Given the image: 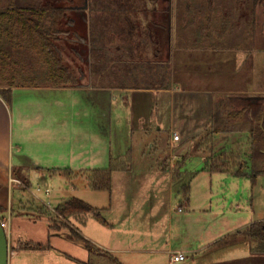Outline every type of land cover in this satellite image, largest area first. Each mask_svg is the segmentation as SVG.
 <instances>
[{"label":"crops","instance_id":"0c3cea01","mask_svg":"<svg viewBox=\"0 0 264 264\" xmlns=\"http://www.w3.org/2000/svg\"><path fill=\"white\" fill-rule=\"evenodd\" d=\"M30 1L33 0H2L0 6L3 9L16 2L21 7ZM182 3L186 6L188 2ZM173 24L172 20V27ZM179 36L172 28L167 56L156 59L153 52L146 50L132 53L128 59L122 51H116L114 62L103 65L95 75L91 74L89 50L85 54L74 52L76 61L83 63L78 69L69 67L78 78L77 86L14 87L8 103L0 95L2 218L13 212L12 186H23L14 175L23 176L31 188L32 178L48 183L63 177L71 183L79 176L69 179L60 172L107 170L112 159L128 156L129 169L112 173L111 191H93L106 193L107 196H96L102 205L73 198L115 216L116 223L104 219L109 227L102 225L113 233L111 242L98 239L99 234H88L91 237L86 240L101 251L93 255L110 256L116 260H112L114 264H264V254L253 252L250 241H221L252 223L264 221L252 220L250 214L241 227L203 240L200 217L207 215L188 210L192 207L191 184L200 174H224L237 181H250L246 170L234 175L206 172L204 168L208 158L218 154L219 141L233 143L228 152L246 158L251 154L249 127H261L259 120L264 114V66H251L252 55L244 47L212 48L203 34ZM220 51L233 53L232 65L218 64ZM258 70L260 76L255 83ZM219 107L221 115L243 110L240 125L247 129L216 135L212 151L201 152L197 146L208 133ZM175 135L178 141H174ZM164 137L169 142L170 159L155 156ZM242 140H246V150L240 144ZM195 164L201 166V173L192 171ZM258 165L264 166V157ZM177 179L189 187L188 199L182 196L184 205L181 204L188 211H177L180 216L174 218L171 209L164 213L160 192L165 183L171 188ZM174 197L170 192L167 202ZM87 221L79 222L84 231L88 230ZM11 228L10 224V231ZM17 246L10 245L9 254L15 251L23 257L38 253L36 257L48 264L53 261L48 256L52 246L47 251L18 250ZM89 252L87 263L77 256L72 259L77 264H91ZM176 254L183 259L173 262Z\"/></svg>","mask_w":264,"mask_h":264},{"label":"trees","instance_id":"16d2710c","mask_svg":"<svg viewBox=\"0 0 264 264\" xmlns=\"http://www.w3.org/2000/svg\"><path fill=\"white\" fill-rule=\"evenodd\" d=\"M156 2L151 0L144 4V0H87V9L84 8L87 38L81 39L87 51L89 50L92 75L97 74L103 65L113 63L116 51H122L128 59L132 53L141 54L146 50L153 52L156 59L160 55L167 56L164 50L167 54L170 50L172 11L160 8L163 18H157L159 8L155 10L146 7L151 5L154 7L157 5ZM182 2L188 3L184 6ZM242 2L248 3L244 14L247 19L243 21L240 16V19L231 23L235 17V7L232 9L230 5L229 7L226 4L222 5L221 0H175L176 9L184 10L180 17L182 32L176 33L177 38H181L179 35L182 34H203L209 47L220 48L228 44L227 41L234 40L231 34L234 29V33H238L236 38L238 41L244 34H247L249 42L255 41L259 34V21L264 18V0H241L240 3ZM53 3L50 1L37 3L33 0L21 7L17 3H10L0 10V95L7 103L11 99V89L14 87L77 86L78 78L66 65L62 50L55 44V41H61L60 37L63 39L68 36V32L62 30L64 21L70 26L75 24V21L69 18L67 8L55 6ZM193 11L200 14L202 19L198 21L193 16L192 20L186 21V17L192 15ZM74 34L80 39L79 33ZM244 113L243 110H236L221 115V107L215 110L209 131L199 142L198 150L204 153L211 152L216 135L247 129L240 125ZM259 121L261 127L254 125L249 127L252 152L248 158L246 155L223 150L208 158L204 171L238 175L246 170L254 186L257 177L264 176V166L258 165V161L264 157V114ZM129 164L130 158L127 156L112 159L107 170H91L77 174L65 170L60 173L69 179L83 176L90 190L109 193L112 173L127 171ZM14 178L25 188H30L23 176L14 175ZM188 195L189 187L185 186L182 196L187 200ZM39 210L41 215L48 217L53 230L61 229L57 225L65 227L64 221L77 220L83 224L88 216H93L101 225L109 227L99 210L79 199H71L58 206L55 214L44 208ZM71 236L84 244L90 252H101L78 233L71 231ZM238 240L250 241L253 252L264 254V222L252 223L221 241L226 243ZM16 249L47 251L51 248L49 244L30 243L18 244ZM109 258L116 263L114 258L110 256Z\"/></svg>","mask_w":264,"mask_h":264},{"label":"rangeland","instance_id":"374dc122","mask_svg":"<svg viewBox=\"0 0 264 264\" xmlns=\"http://www.w3.org/2000/svg\"><path fill=\"white\" fill-rule=\"evenodd\" d=\"M1 1L2 0H0V4ZM35 1L37 3H45L47 1H50L54 2L53 4L55 6L68 9L67 13L69 15V18L75 21V24L70 26L67 21H64V23L62 24V30L68 32V36L63 37V39L62 37H60L61 41H55V44L62 50L66 65L71 69H78L79 67H81V65H83V63L77 62L73 53L76 52V54H85V52L87 51V47L84 45V42L81 39L87 38L84 23L86 22L84 21L86 20V16L84 15L85 0ZM149 1L151 0H144V4ZM153 1H157V5H155L154 7L152 5L146 7L155 10H157L156 8L158 7L159 10L157 12V18H163L162 13H160L162 9L160 8H163L164 11H172V20L174 22L172 27L173 32H182V29L180 27V20L182 18L180 17H182L184 10L182 8L180 10L176 9L175 3H173L175 2V0ZM237 1L238 0H221L222 5L226 4L227 7H229L230 5L232 9L235 7V17L232 18L231 23L233 22V20L235 21L237 19H240V16L242 17L243 21L244 19H247L244 14L246 13L245 9H247L248 3H240L241 0H239V2ZM12 3L16 4V2ZM1 9L2 7L0 6V10ZM193 16H195V19L198 21L202 19L200 17V14L194 13L193 11L192 15L186 17V21L192 20ZM259 23V34L256 37L255 41L249 42V40L247 39V34H241L243 35V38L238 41V39H236L238 38V33H234L235 30L232 28L233 32L231 34L234 40H231L230 42L227 41L228 44H224L232 47V49H241V47H244V49L252 55L251 66L255 64L256 66L262 68L264 66V18H261V21H259ZM74 32L79 33V38L81 40L75 36ZM215 35L217 36L218 34L215 33ZM204 45L206 46V44ZM164 54L167 55L165 50ZM232 54L233 53H230V51H220L218 54L219 59L217 60L218 64L225 65L226 67L229 64L232 65ZM84 59L85 64H87L86 58ZM225 61L227 63H225ZM261 74L262 76H264V71H262ZM255 76V83H257V78L258 76H260L259 70L256 72ZM250 98L253 97L251 96ZM240 144H243V148L246 150V140H242ZM218 145L220 146V148L218 149V154L223 150L231 149V146L233 147V143L227 140L219 141ZM158 146L160 150L155 154V156H161L163 157V159H170V153L168 151L169 142L167 138L164 137L163 140L158 144ZM215 146L216 145H214V148L216 149ZM199 164L203 166V164H201L200 162ZM200 168L201 166L195 164L192 171L196 174H199L201 173L199 172ZM33 180L34 179L32 178V188L30 187L28 190L22 189L23 186L21 184L20 186H17L15 184L12 186V190L14 191L12 193L13 212L11 216H7L9 217V224H11L12 227L10 231V237L8 239L11 246L30 243L42 245L49 244L50 248L54 247V249L52 251L50 250V253H48V256L53 259L51 264H77L72 259V257L77 256V259H81L82 261L87 263L89 251H87L84 244L77 242L72 238L71 231L74 233H78L82 238L87 240L89 239L88 237H91L88 234H99V237L97 236L98 239L103 238L105 241L111 242L109 238L113 236V233L104 229L105 227L100 225L96 220L90 218V216L87 217L88 230L90 232L88 230L84 231L83 225L79 224L77 220L64 221L63 223L65 227H60L59 225H57L61 229L53 230L51 229V223L48 217H46L45 215H41L39 210V208H44L46 209V211L55 214L54 211L59 205L73 198H79L83 201H92V203L102 205V202L97 201L96 196H107L106 193H95L89 190L87 188L86 181L82 179L81 176L73 180L71 183L63 177H58L55 181H48V183H41ZM181 183L182 181L177 179L175 183L171 185V188L168 186V183H165L163 185V189L160 192L162 193V199L164 201L162 207L164 213H167L168 209H171V213L174 218H178L180 216L177 211L180 212V209L181 211L183 209H186V206H181V204L184 205L182 199V187L187 186V184L185 182L183 184ZM38 189H40V191H38ZM46 189L50 191L49 198H47L44 194V190ZM170 192H172L173 196L176 195V197L171 199V203H168L167 196ZM190 192L192 207L188 210H193L197 214H200L202 212V214L207 215L200 217V219L202 218V222H200V224L202 225L200 226V228L202 229L203 240L209 239L210 236L218 235V233L222 234L225 231L241 227L248 221V215L250 214L252 220L264 221V177L262 176L258 178L256 186L253 187V185H251L250 181L248 180L244 182L237 181L226 177L224 174H216L212 176H210L209 174H200L193 180ZM20 201L22 205H20ZM236 206H239L240 209L236 208ZM188 210L186 209L185 212H187ZM100 214L101 217L107 222L111 224L116 223L114 215H108L107 213L102 212H100ZM1 218L2 214L0 213V219ZM66 226L68 228H66ZM165 226H167V222L165 223ZM90 254L91 264H114L113 261L111 259H108L107 257L93 255V253ZM37 255L38 253L35 255L30 254L20 257L16 254L15 251H12V253L10 252L9 254L10 259L8 264H48V262L42 260V258H40L39 256L36 257Z\"/></svg>","mask_w":264,"mask_h":264},{"label":"water","instance_id":"95a60500","mask_svg":"<svg viewBox=\"0 0 264 264\" xmlns=\"http://www.w3.org/2000/svg\"><path fill=\"white\" fill-rule=\"evenodd\" d=\"M85 9H87V0H85ZM9 250L7 236L0 226V264H8Z\"/></svg>","mask_w":264,"mask_h":264},{"label":"built area","instance_id":"2783aa9c","mask_svg":"<svg viewBox=\"0 0 264 264\" xmlns=\"http://www.w3.org/2000/svg\"><path fill=\"white\" fill-rule=\"evenodd\" d=\"M173 139H174V141H178L179 136L175 135ZM38 191H40V189H38ZM44 194L46 195L47 198L50 197V191L48 189L44 190ZM179 211H181V209ZM9 222H10L9 217L8 218H2L0 220V226L4 230L8 239L10 237V224H9ZM182 259H183V256L181 254H176L172 260H173V262H179Z\"/></svg>","mask_w":264,"mask_h":264},{"label":"bare ground","instance_id":"6f19581e","mask_svg":"<svg viewBox=\"0 0 264 264\" xmlns=\"http://www.w3.org/2000/svg\"><path fill=\"white\" fill-rule=\"evenodd\" d=\"M8 239V238H7ZM8 242H9V240H8ZM10 246V245H9ZM10 248V247H9Z\"/></svg>","mask_w":264,"mask_h":264}]
</instances>
